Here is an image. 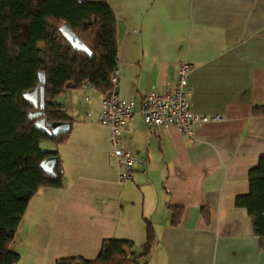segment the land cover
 Wrapping results in <instances>:
<instances>
[{
    "label": "crops",
    "instance_id": "0c3cea01",
    "mask_svg": "<svg viewBox=\"0 0 264 264\" xmlns=\"http://www.w3.org/2000/svg\"><path fill=\"white\" fill-rule=\"evenodd\" d=\"M80 1H106L117 18L118 94L133 101L121 140L144 161L120 184L107 129L95 121L103 96L75 87L57 96L72 119L70 137L39 146L57 152L63 188L40 189L29 201L11 244L18 264L94 259L107 238L132 241L130 253L139 254L143 220L156 239L148 264H264L246 210L234 205L264 154V117L251 116L264 104V0ZM182 61L191 65L190 110L223 118L195 126L191 137L146 126L139 113L145 93L174 85ZM169 206L184 209L177 226Z\"/></svg>",
    "mask_w": 264,
    "mask_h": 264
},
{
    "label": "trees",
    "instance_id": "16d2710c",
    "mask_svg": "<svg viewBox=\"0 0 264 264\" xmlns=\"http://www.w3.org/2000/svg\"><path fill=\"white\" fill-rule=\"evenodd\" d=\"M65 24L91 52L76 51L59 32ZM117 18L106 1L0 0V264H18L11 244L29 201L43 188H63V168L56 151H43L40 142L56 147L71 134L72 119L55 98L72 84L85 82L102 96L111 91L110 77L118 66ZM44 74L43 107L35 108L26 94L39 86ZM39 95V92H38ZM40 110L45 125H67L65 133L48 135L34 126L30 112ZM251 116L264 117V104L252 107ZM56 158L54 175L41 169L42 161ZM248 193L236 196L234 205L246 210L259 250L264 252V154L247 174ZM170 224L177 226L184 209L169 206ZM206 226L211 212L201 207ZM143 251L132 254V241L107 238L94 259L70 257L55 264H148L145 257L156 243L149 220H143Z\"/></svg>",
    "mask_w": 264,
    "mask_h": 264
},
{
    "label": "built area",
    "instance_id": "2783aa9c",
    "mask_svg": "<svg viewBox=\"0 0 264 264\" xmlns=\"http://www.w3.org/2000/svg\"><path fill=\"white\" fill-rule=\"evenodd\" d=\"M191 65L180 62L174 85L161 90H150L140 101V116L146 126L167 129L176 128L181 134L191 137L195 126L221 121L220 115H205L192 112L189 105L188 74ZM121 74L115 69L110 77V96L101 99L100 110L95 121L107 129V145L117 169L120 184L133 180L135 168L143 164V159L134 158L122 145L124 126L133 115V101L119 97ZM81 89L87 91L90 84L85 82ZM89 102V97L84 96Z\"/></svg>",
    "mask_w": 264,
    "mask_h": 264
},
{
    "label": "water",
    "instance_id": "95a60500",
    "mask_svg": "<svg viewBox=\"0 0 264 264\" xmlns=\"http://www.w3.org/2000/svg\"><path fill=\"white\" fill-rule=\"evenodd\" d=\"M59 32L63 35V37L66 39V41L72 46V48L76 51H82L86 53L87 55H91V52L84 46V44L75 36V34L71 31V29L63 24ZM44 74H39V88L36 87L32 91L26 94L27 100L38 109H41L43 107V85H44ZM66 90L74 89V86L72 84H66L64 86ZM39 92V95H38ZM110 96L109 93L105 94L104 97L108 98ZM42 112L40 110L30 112L28 114L29 119H35L34 126L45 132L48 135L57 136L61 133H65L67 130V125L62 123H51L45 125V121L42 118ZM56 158L49 157L41 162L40 167L44 171L45 174L52 176L54 175V167L56 165Z\"/></svg>",
    "mask_w": 264,
    "mask_h": 264
},
{
    "label": "rangeland",
    "instance_id": "374dc122",
    "mask_svg": "<svg viewBox=\"0 0 264 264\" xmlns=\"http://www.w3.org/2000/svg\"><path fill=\"white\" fill-rule=\"evenodd\" d=\"M67 91H69V90H67ZM70 92L79 93L78 90H71ZM83 99H84V96H83ZM55 100H56V98H55ZM57 100H58V99H57ZM48 142H51V141L43 140V141L40 142V146H43V144L48 143ZM51 143H52V142H51ZM40 149L43 150V148H40ZM43 151H45V150H43Z\"/></svg>",
    "mask_w": 264,
    "mask_h": 264
}]
</instances>
